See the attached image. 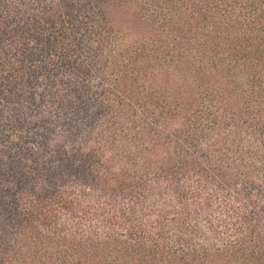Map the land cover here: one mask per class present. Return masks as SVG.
Listing matches in <instances>:
<instances>
[{
    "label": "trees",
    "instance_id": "obj_1",
    "mask_svg": "<svg viewBox=\"0 0 264 264\" xmlns=\"http://www.w3.org/2000/svg\"><path fill=\"white\" fill-rule=\"evenodd\" d=\"M0 264H264V0H0Z\"/></svg>",
    "mask_w": 264,
    "mask_h": 264
}]
</instances>
